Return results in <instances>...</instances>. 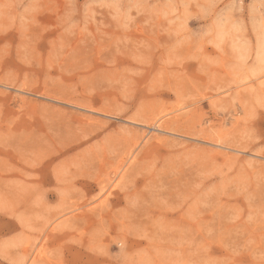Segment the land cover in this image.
Listing matches in <instances>:
<instances>
[{
	"label": "rangeland",
	"instance_id": "obj_1",
	"mask_svg": "<svg viewBox=\"0 0 264 264\" xmlns=\"http://www.w3.org/2000/svg\"><path fill=\"white\" fill-rule=\"evenodd\" d=\"M0 264H264V0H0Z\"/></svg>",
	"mask_w": 264,
	"mask_h": 264
}]
</instances>
